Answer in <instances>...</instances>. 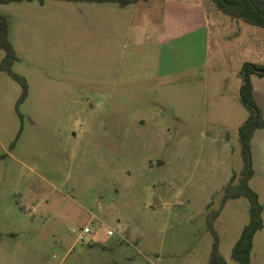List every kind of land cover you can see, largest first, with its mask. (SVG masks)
Here are the masks:
<instances>
[{
  "label": "rangeland",
  "instance_id": "rangeland-1",
  "mask_svg": "<svg viewBox=\"0 0 264 264\" xmlns=\"http://www.w3.org/2000/svg\"><path fill=\"white\" fill-rule=\"evenodd\" d=\"M184 1L0 4L29 86L18 104L0 49V264H209L218 211L237 264L250 202L223 196L244 169L242 71L264 62V29L201 0L206 28L164 42L161 7ZM249 185L264 206V175Z\"/></svg>",
  "mask_w": 264,
  "mask_h": 264
},
{
  "label": "trees",
  "instance_id": "trees-1",
  "mask_svg": "<svg viewBox=\"0 0 264 264\" xmlns=\"http://www.w3.org/2000/svg\"><path fill=\"white\" fill-rule=\"evenodd\" d=\"M35 0H0V4L11 2H23ZM44 2L45 0H38ZM72 2L87 3H118L121 6L148 2L150 0H66ZM215 7L232 19L242 21L249 25L264 29V0H210ZM0 49L5 52V58L1 63V69L7 72L22 87V95L18 104H21L28 96L29 86L25 77L13 70L15 62L18 60L17 53L9 39L8 18L0 14ZM243 80L240 86V96L243 104L249 111V117L239 128L240 143L243 151L244 169L237 183L234 178L224 188L223 205L230 199L240 197L248 198L250 202V220L244 226L240 238L232 250V256L237 264H252V250L255 235L263 229L264 206L260 201L259 194L253 190L249 182L254 177L253 167L252 138L257 129L264 128V115L259 107L255 96L252 83V75L264 77L263 63H246L242 71ZM223 207V206H222ZM220 214H214L209 220V229L214 234V243L209 259V264H227V261L219 250V238L214 228L213 222Z\"/></svg>",
  "mask_w": 264,
  "mask_h": 264
},
{
  "label": "crops",
  "instance_id": "crops-1",
  "mask_svg": "<svg viewBox=\"0 0 264 264\" xmlns=\"http://www.w3.org/2000/svg\"><path fill=\"white\" fill-rule=\"evenodd\" d=\"M161 10L163 15L162 24L159 26V29L163 31L164 42L177 41L206 28V9L201 0L167 2L162 5ZM251 78L255 99L264 115V77L252 75ZM252 153L255 171L253 178L263 176L264 128L257 129L253 135Z\"/></svg>",
  "mask_w": 264,
  "mask_h": 264
},
{
  "label": "built area",
  "instance_id": "built-area-1",
  "mask_svg": "<svg viewBox=\"0 0 264 264\" xmlns=\"http://www.w3.org/2000/svg\"><path fill=\"white\" fill-rule=\"evenodd\" d=\"M88 233H89V228H88V227H85V228H83V229L80 231V233H79V235H78V238H79L80 240H83V239L85 238L86 234H88ZM108 234H109V235H113L114 233H113L112 230H110V231L108 232Z\"/></svg>",
  "mask_w": 264,
  "mask_h": 264
}]
</instances>
